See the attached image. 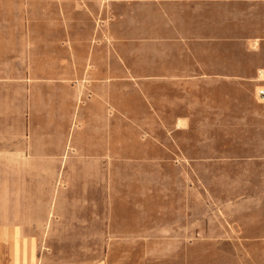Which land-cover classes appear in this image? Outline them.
<instances>
[{
	"label": "rangeland",
	"instance_id": "obj_1",
	"mask_svg": "<svg viewBox=\"0 0 264 264\" xmlns=\"http://www.w3.org/2000/svg\"><path fill=\"white\" fill-rule=\"evenodd\" d=\"M143 3L0 0V152L38 199L101 196L108 264H264L263 84L139 78L158 70Z\"/></svg>",
	"mask_w": 264,
	"mask_h": 264
},
{
	"label": "crops",
	"instance_id": "obj_2",
	"mask_svg": "<svg viewBox=\"0 0 264 264\" xmlns=\"http://www.w3.org/2000/svg\"><path fill=\"white\" fill-rule=\"evenodd\" d=\"M142 1L143 14L157 22L144 24L150 33L144 37L158 45L157 54L143 52L158 60L142 64L157 63L158 70L139 78L175 80L193 89L187 93L182 87V95L200 97L213 94L216 82L259 83V99L264 0ZM198 104L199 110H210L208 99ZM257 104L264 111V102ZM260 161L263 169L264 152ZM0 170L6 176L0 179V264H108L100 246L88 242L110 238L106 225L111 216L104 215L101 196L96 199L83 185H65L53 186L50 198L38 199L35 186L23 184L22 156L16 151L0 152Z\"/></svg>",
	"mask_w": 264,
	"mask_h": 264
},
{
	"label": "built area",
	"instance_id": "obj_3",
	"mask_svg": "<svg viewBox=\"0 0 264 264\" xmlns=\"http://www.w3.org/2000/svg\"><path fill=\"white\" fill-rule=\"evenodd\" d=\"M263 83H264V80H263ZM258 96H259L260 100L262 102H264V89H262V90L259 91Z\"/></svg>",
	"mask_w": 264,
	"mask_h": 264
}]
</instances>
